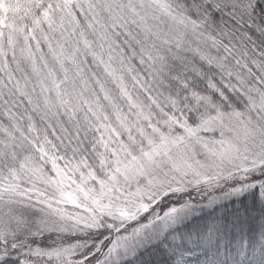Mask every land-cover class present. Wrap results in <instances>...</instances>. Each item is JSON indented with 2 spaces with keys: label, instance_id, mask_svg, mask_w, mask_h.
I'll use <instances>...</instances> for the list:
<instances>
[{
  "label": "snow or ice",
  "instance_id": "obj_1",
  "mask_svg": "<svg viewBox=\"0 0 264 264\" xmlns=\"http://www.w3.org/2000/svg\"><path fill=\"white\" fill-rule=\"evenodd\" d=\"M0 264H264V0H0Z\"/></svg>",
  "mask_w": 264,
  "mask_h": 264
}]
</instances>
